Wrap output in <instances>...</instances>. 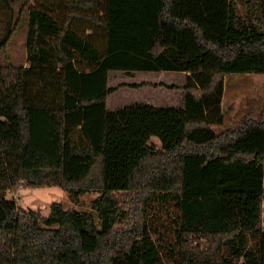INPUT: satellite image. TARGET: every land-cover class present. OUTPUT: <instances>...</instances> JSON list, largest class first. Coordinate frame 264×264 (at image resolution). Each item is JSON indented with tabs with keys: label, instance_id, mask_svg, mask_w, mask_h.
<instances>
[{
	"label": "trees",
	"instance_id": "16d2710c",
	"mask_svg": "<svg viewBox=\"0 0 264 264\" xmlns=\"http://www.w3.org/2000/svg\"><path fill=\"white\" fill-rule=\"evenodd\" d=\"M20 1L0 0V52ZM33 1L28 64L0 67V264H165L144 214L172 168L169 263L264 264V97L259 118L230 125L224 101L227 75H264V0ZM111 71L185 73L153 85L182 89L184 106L110 111L114 92L146 85L111 87ZM20 183L98 196L45 216L7 199Z\"/></svg>",
	"mask_w": 264,
	"mask_h": 264
},
{
	"label": "rangeland",
	"instance_id": "374dc122",
	"mask_svg": "<svg viewBox=\"0 0 264 264\" xmlns=\"http://www.w3.org/2000/svg\"><path fill=\"white\" fill-rule=\"evenodd\" d=\"M34 3L33 0H22L16 4L18 14L17 28L5 50L0 52V67H26L27 66V37L29 32L28 8ZM135 75L127 76L120 71H113L110 74L109 86L114 87L121 84H142L148 86L134 89L133 87H123L109 96L107 107L110 111L119 108L146 102L148 100L156 106L183 107L184 91L174 89L173 91L163 86H151L159 83L166 85L180 86L184 82L185 73L181 72H160L144 73L136 72ZM264 75L263 74H232L226 76L225 111L227 125L235 120L243 118L245 115L258 117L262 111L264 97ZM182 95V99L181 96ZM182 103V104H181ZM181 104V105H180ZM179 181L177 170L168 169L167 172H156L150 183V188L157 191L156 198L149 201L144 214V222L152 236L162 251V260L165 264H170V255H178L176 246V224L179 215L176 201L166 200L167 194ZM98 196L96 193H88L80 198L79 203L73 202L66 191L52 187H30L25 183H20L16 188L8 191L7 199L16 200L18 205L24 210H34L42 215L48 216L53 203H62L65 208L90 210L91 202ZM127 196H125L126 198ZM129 212H135L133 198L129 194ZM137 206V205H136ZM134 209V210H133ZM133 210V211H132ZM249 247H254V241L249 240Z\"/></svg>",
	"mask_w": 264,
	"mask_h": 264
},
{
	"label": "crops",
	"instance_id": "0c3cea01",
	"mask_svg": "<svg viewBox=\"0 0 264 264\" xmlns=\"http://www.w3.org/2000/svg\"><path fill=\"white\" fill-rule=\"evenodd\" d=\"M113 71H111L110 73H109V82H110V74L112 73ZM115 72V71H114ZM160 73V72H159ZM132 75H135L134 73L132 74ZM132 75H130V76H132ZM127 76H129V75H127ZM185 77H186V74L184 75V81H185ZM162 83V82H161ZM183 84H184V82H183ZM182 84V85H183ZM137 85H139V84H137ZM145 86H148V85H144V86H141V87H137V88H135V87H133L134 89H139V88H142V87H145ZM151 86H153V85H151ZM123 88V87H122ZM170 90H172V89H170ZM173 91V90H172ZM181 96V99H182V95H180ZM109 98V97H108ZM144 101H146V103H151V104H153L152 102H150V101H148V100H144ZM182 104V103H181ZM180 104V105H181ZM154 105V104H153Z\"/></svg>",
	"mask_w": 264,
	"mask_h": 264
}]
</instances>
